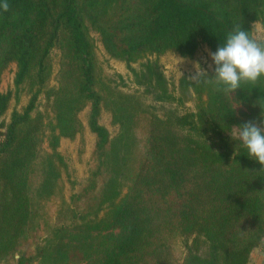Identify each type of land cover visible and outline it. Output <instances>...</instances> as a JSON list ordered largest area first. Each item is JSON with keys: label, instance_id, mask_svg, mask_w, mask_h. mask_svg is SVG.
Wrapping results in <instances>:
<instances>
[{"label": "trees", "instance_id": "trees-1", "mask_svg": "<svg viewBox=\"0 0 264 264\" xmlns=\"http://www.w3.org/2000/svg\"><path fill=\"white\" fill-rule=\"evenodd\" d=\"M7 2L0 78L15 63L14 95L26 86L30 97L4 122L13 91H0V264H248L254 248L264 251V170L233 132L264 119V77L232 92L238 113L214 83L181 76L170 88L157 60L131 67L166 51L192 57L201 44L215 52L237 23L252 34L254 21L264 27V0ZM92 31L145 93L174 107L160 115L106 80ZM40 94L48 111L32 113ZM85 106L92 166L65 200L57 146L83 130ZM104 110L113 136L99 123ZM180 237L191 238L183 254Z\"/></svg>", "mask_w": 264, "mask_h": 264}, {"label": "rangeland", "instance_id": "rangeland-1", "mask_svg": "<svg viewBox=\"0 0 264 264\" xmlns=\"http://www.w3.org/2000/svg\"><path fill=\"white\" fill-rule=\"evenodd\" d=\"M92 37L95 42V53L99 62L102 76L108 80L110 79L113 84L125 92H137L141 99L146 103L153 105L156 112L162 115L167 108L174 107L173 105L163 104L155 102L150 94L144 92L142 86L137 85L134 82V77L130 68L127 66L126 62L117 58L111 57L105 50L98 33L92 31ZM252 35L264 38V27L261 21L257 20L252 23ZM212 52L210 48L201 44L192 57H182L174 51H166L158 56L151 54L146 55L144 58L137 62L131 63V67L135 69L140 68V64L146 60H157L160 65L161 70L168 79L169 87L175 88L178 84V80L181 76L189 77L193 76L196 72V68L200 66L201 69L210 72L213 70V62L209 56ZM52 66L53 72L49 79L48 85H54V75L58 69L59 63V52L56 49L52 50ZM199 66H198V65ZM16 69V64L11 62L3 70L0 78V91L12 90L13 96L9 101V106L3 115V121L8 122L11 112L16 109L21 111L22 108L27 104L30 94L26 90V86L19 87L17 91V97L14 95V84L13 77ZM230 100L238 113L245 111L242 104L234 101L233 94H229ZM186 108L193 110L194 103L192 100L186 101ZM40 111L46 113L48 111L47 103L42 94H40L36 101L35 111ZM180 110V109H179ZM183 111V109L181 110ZM89 106H85L81 111H79L78 116L82 121L84 128L83 130L76 134L73 138L61 137L57 150L62 154L65 160V167L62 170V177L64 180V190L63 198L69 200V197L74 193L79 185L85 180L88 174L89 168L92 166L91 153L95 143V135L92 133L87 125ZM99 123L104 125L111 136L115 135L118 131V125L112 122L111 113L107 110L102 111ZM258 125L260 123H257ZM3 129V128H2ZM236 133V129L233 130ZM43 146L48 148L47 142L43 143ZM191 238L180 237L175 241V245L179 253L185 251V245L190 243ZM17 256V255H16ZM259 258L264 261V251L261 247H256L252 250L250 254V259L258 260Z\"/></svg>", "mask_w": 264, "mask_h": 264}, {"label": "clouds", "instance_id": "clouds-1", "mask_svg": "<svg viewBox=\"0 0 264 264\" xmlns=\"http://www.w3.org/2000/svg\"><path fill=\"white\" fill-rule=\"evenodd\" d=\"M8 8L7 0H3L0 9L7 11ZM209 56L215 66L214 75L209 76L197 64L195 74L189 77L193 84L214 83L217 91L232 93L241 88L242 83L255 85L264 77V38L242 30L239 23L226 35L223 46ZM236 138L247 155L261 165L260 170H264V119L259 125L247 121L236 126Z\"/></svg>", "mask_w": 264, "mask_h": 264}, {"label": "crops", "instance_id": "crops-1", "mask_svg": "<svg viewBox=\"0 0 264 264\" xmlns=\"http://www.w3.org/2000/svg\"><path fill=\"white\" fill-rule=\"evenodd\" d=\"M248 264H264V261L261 258H259L258 260L250 259Z\"/></svg>", "mask_w": 264, "mask_h": 264}]
</instances>
